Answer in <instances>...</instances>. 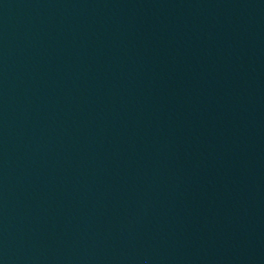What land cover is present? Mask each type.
<instances>
[{"label":"water","instance_id":"1","mask_svg":"<svg viewBox=\"0 0 264 264\" xmlns=\"http://www.w3.org/2000/svg\"><path fill=\"white\" fill-rule=\"evenodd\" d=\"M0 264H264V0H0Z\"/></svg>","mask_w":264,"mask_h":264}]
</instances>
